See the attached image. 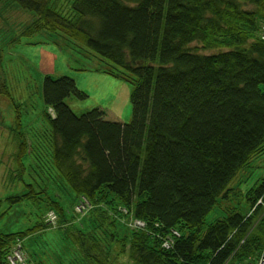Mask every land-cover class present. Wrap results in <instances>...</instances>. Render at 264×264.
I'll use <instances>...</instances> for the list:
<instances>
[{"label": "trees", "instance_id": "obj_1", "mask_svg": "<svg viewBox=\"0 0 264 264\" xmlns=\"http://www.w3.org/2000/svg\"><path fill=\"white\" fill-rule=\"evenodd\" d=\"M61 1L0 0V57L39 32L90 48L131 72L132 120L102 108L75 115L65 100L84 94L71 78L48 76L42 124L24 133L21 104L0 78V96L11 100L20 128H12L21 151L19 178L11 181L23 186L0 198V219L20 213L35 221L0 231V264H11L18 240L27 264H117L124 255L130 264L255 261L264 242L262 205L251 217L234 207L206 219L264 154V0ZM13 8L32 20L8 22ZM259 183L244 194L250 209L259 198L264 203V179ZM81 197L92 208L73 222L70 209ZM51 210L64 230L63 250L55 253L46 241L38 254L24 239L49 228L42 218ZM128 216L145 229L128 228ZM172 231L179 237L162 248Z\"/></svg>", "mask_w": 264, "mask_h": 264}, {"label": "rangeland", "instance_id": "obj_2", "mask_svg": "<svg viewBox=\"0 0 264 264\" xmlns=\"http://www.w3.org/2000/svg\"><path fill=\"white\" fill-rule=\"evenodd\" d=\"M60 3L63 5L67 1L62 0ZM5 16L8 22L15 20L24 23L32 20V16L18 8L11 9ZM17 22L15 23L18 25ZM3 25L0 18V28H4ZM55 37L57 36H50L47 32H39L33 36L21 38L16 46L1 54L0 78H3V81L7 80L15 101L21 104V131L27 133L30 130L31 133L38 130L42 124V113L45 109L42 86L45 77L48 76L54 79L63 76L69 77L74 80L76 88L84 94L82 98L71 95L65 100L75 115L81 116L94 108H102L112 112L122 122L130 123L132 120L131 96L135 89L131 72L102 58L90 48L79 47L71 44L66 38L57 37V39L60 38L57 40ZM107 70L114 76L105 73ZM14 112L11 100L0 96V198L19 194L23 187L18 181H11V178L15 180L19 178V164L16 161L18 160L17 155L21 151V143L16 140L14 129H12L20 130L15 123ZM49 113L53 116L51 109H49ZM25 143V147L28 148L31 143L30 139L26 138ZM251 160L250 165L246 166V169L230 184L228 199L219 200V203L208 214L207 222L221 217L228 209L234 207H239L247 218L251 217L258 205H262L263 212L258 218L264 217V203L261 198L250 209V204L244 195L248 189L260 184V180L264 179V154L256 155ZM40 203H43V200ZM17 209L19 210V208ZM25 211L28 212L29 209L25 208ZM52 212L56 218L50 217ZM39 213L42 215V210ZM72 215L74 216L73 222H77V219L82 216L79 215L78 218H75L76 214L70 209V216ZM43 216L42 221L49 228L38 233L37 236L25 238V244L33 242L38 254L43 251L42 245L46 241L50 250H54L55 253L60 249L63 250L61 242L64 230L61 228L58 215L51 210L44 213ZM37 223L40 226L42 222ZM257 223L258 221H255L254 226ZM34 224L35 221L29 216L21 217L20 213L13 216L6 215L0 219V231L24 230ZM18 243L21 251L18 252L22 253L23 261L27 264L29 255L22 247L23 241L18 240ZM15 248L16 246H14ZM72 251L75 250L72 249ZM50 253L52 254V252ZM70 256L77 257L78 255L72 254L69 255V258ZM116 258H118L117 264H130L126 255L116 256ZM66 261H68L67 258ZM49 264H53V262L50 261ZM244 264H264V242L255 261Z\"/></svg>", "mask_w": 264, "mask_h": 264}, {"label": "built area", "instance_id": "obj_3", "mask_svg": "<svg viewBox=\"0 0 264 264\" xmlns=\"http://www.w3.org/2000/svg\"><path fill=\"white\" fill-rule=\"evenodd\" d=\"M91 208H92V206L89 203V201L85 197H81L80 201L74 207V212L79 214V215H83L87 211H89ZM50 217L56 218L55 214L53 212L51 213ZM122 222L125 223V225L128 228H131L133 230H144L146 227L145 222H143L142 220H139L137 218H134L132 216H128L127 218L122 219ZM171 233H172L171 236H166L165 238L162 239V242H161L162 248H164V249L172 248V246L174 244V237H179V234L176 231H172ZM19 247H20V245L18 244L16 246V248L13 250L12 255H10L8 257L11 264H26L25 261H23V257H22L23 255L21 256L22 253H20L21 251H20ZM18 251H20V252H18Z\"/></svg>", "mask_w": 264, "mask_h": 264}]
</instances>
